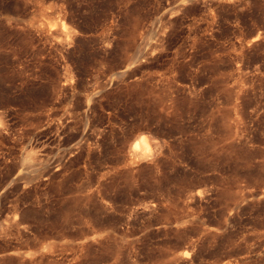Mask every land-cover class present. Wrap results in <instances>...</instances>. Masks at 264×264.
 Segmentation results:
<instances>
[{"label":"rangeland","instance_id":"1","mask_svg":"<svg viewBox=\"0 0 264 264\" xmlns=\"http://www.w3.org/2000/svg\"><path fill=\"white\" fill-rule=\"evenodd\" d=\"M0 264H264V0H0Z\"/></svg>","mask_w":264,"mask_h":264},{"label":"bare ground","instance_id":"2","mask_svg":"<svg viewBox=\"0 0 264 264\" xmlns=\"http://www.w3.org/2000/svg\"><path fill=\"white\" fill-rule=\"evenodd\" d=\"M153 137L150 138L151 144L153 145V148L150 147L151 145L149 143L150 140H149L148 136L147 135H145V136L143 135V137L141 138L140 144L135 143L133 145V148H132L133 151L132 152L135 153V155L136 154L137 155L138 154L151 155L152 153H154L155 149L157 148V146H156L157 142H156V139H154ZM137 145H139V146L137 147Z\"/></svg>","mask_w":264,"mask_h":264},{"label":"snow or ice","instance_id":"3","mask_svg":"<svg viewBox=\"0 0 264 264\" xmlns=\"http://www.w3.org/2000/svg\"><path fill=\"white\" fill-rule=\"evenodd\" d=\"M139 145H137V147H138Z\"/></svg>","mask_w":264,"mask_h":264}]
</instances>
